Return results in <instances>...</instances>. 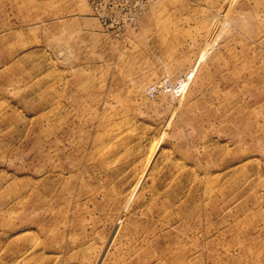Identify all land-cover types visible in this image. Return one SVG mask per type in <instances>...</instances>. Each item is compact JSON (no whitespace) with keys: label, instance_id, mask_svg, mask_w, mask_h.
I'll use <instances>...</instances> for the list:
<instances>
[{"label":"rangeland","instance_id":"obj_1","mask_svg":"<svg viewBox=\"0 0 264 264\" xmlns=\"http://www.w3.org/2000/svg\"><path fill=\"white\" fill-rule=\"evenodd\" d=\"M0 264H264V0H0Z\"/></svg>","mask_w":264,"mask_h":264}]
</instances>
